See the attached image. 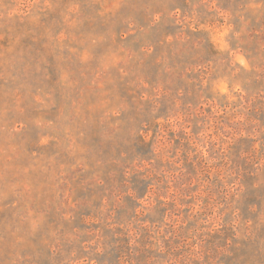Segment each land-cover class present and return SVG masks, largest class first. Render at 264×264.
I'll use <instances>...</instances> for the list:
<instances>
[{
  "label": "rangeland",
  "instance_id": "374dc122",
  "mask_svg": "<svg viewBox=\"0 0 264 264\" xmlns=\"http://www.w3.org/2000/svg\"><path fill=\"white\" fill-rule=\"evenodd\" d=\"M0 264H264V0H0Z\"/></svg>",
  "mask_w": 264,
  "mask_h": 264
}]
</instances>
